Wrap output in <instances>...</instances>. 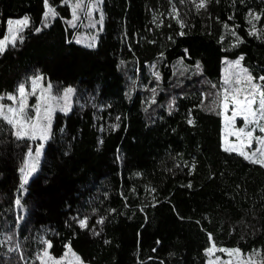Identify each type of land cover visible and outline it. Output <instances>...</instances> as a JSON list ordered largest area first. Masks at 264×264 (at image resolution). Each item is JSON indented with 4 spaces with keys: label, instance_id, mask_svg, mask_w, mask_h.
<instances>
[{
    "label": "trees",
    "instance_id": "trees-1",
    "mask_svg": "<svg viewBox=\"0 0 264 264\" xmlns=\"http://www.w3.org/2000/svg\"><path fill=\"white\" fill-rule=\"evenodd\" d=\"M49 3L58 15L43 27L44 0H0V39L9 20H30L0 54V96L36 75L76 89L23 195L30 142L0 119V264H37L45 241L53 257L69 244L85 264H206L209 233L218 248L259 250L264 264V168L223 151L222 96L208 83L241 56L264 74V0H207L199 11L193 0H101L94 49L72 39L69 7ZM181 60L199 77L178 84Z\"/></svg>",
    "mask_w": 264,
    "mask_h": 264
},
{
    "label": "snow or ice",
    "instance_id": "snow-or-ice-1",
    "mask_svg": "<svg viewBox=\"0 0 264 264\" xmlns=\"http://www.w3.org/2000/svg\"><path fill=\"white\" fill-rule=\"evenodd\" d=\"M62 4L67 5L71 9L72 19L70 21H66L70 26L75 27V21L80 19L78 15V11L85 7V0H75V3L72 0H61ZM100 0H97L99 3ZM183 2V0H181ZM196 9L199 11L201 8L206 7L207 0H193ZM44 13H43V27L49 26V20L55 19L58 15L56 9L50 5L49 0H44ZM87 14L91 15V9H87ZM250 16H253L257 21L261 19L260 15L249 13ZM231 19V17L229 18ZM99 23L103 25V14L101 13ZM183 27V23L178 21ZM249 24L252 25L253 30H255L256 25L253 24L252 20L248 21ZM30 24L29 17L25 16L22 19L17 20H9V35H5L2 39H0V54H3L6 48L11 45L12 47L16 46L17 40L23 42V36L20 35ZM12 25H17L19 27L13 29ZM95 27V24L92 25ZM227 27V25H225ZM35 31L38 33L41 31V28H36ZM255 34L254 31H250L249 35ZM183 35V33H181ZM235 35V33H233ZM238 42L239 41L238 38ZM77 43H80L77 40ZM89 47H94V43L88 45ZM235 46V45H234ZM243 60V56L239 57L235 61L228 62L230 65L239 66L241 61ZM199 66V65H197ZM240 73L243 74V80L239 77L236 80V84L241 85L243 87H234L223 88V99L219 104H216V108H219L220 111L217 112V115L222 117L223 128L221 134L222 148L223 151L229 153H235L241 156L246 161H249L253 164H258L261 167H264V124L260 123L264 121V76H260L259 78L253 77L246 68H240ZM157 80H159V73H154ZM32 82V95H35V90L38 87V81L42 80V77L37 75L35 77L30 78ZM257 79L259 83L256 82ZM225 85H230V79L224 80ZM52 85L48 84L47 88L41 91L39 96H36V104L33 106H29L27 103L29 93L26 91L25 85L22 83L17 88V94H8L7 99L13 102H17L18 97V106L11 107L4 104H0V119L9 124L13 129V135L17 139H32L36 140L39 138L41 141H46L51 132V113L53 111V107L50 104L51 100L57 99V97L51 95ZM73 89L71 87L64 89L63 99L67 103L68 98L73 93ZM153 91H155L153 89ZM47 93V95H46ZM234 93V94H232ZM243 93V98H240V94ZM231 95V99H229ZM258 97V99H257ZM4 99V97L0 96V100ZM215 104V102H214ZM231 105V107H230ZM29 107H31L32 111L35 112V115H31L28 111ZM171 108L172 105L170 104ZM7 109V111H5ZM63 111H67V108L62 109ZM215 110V108L213 109ZM231 111V115H227V113ZM119 119V117L117 118ZM238 120L243 121V126L238 127ZM189 124L194 123L192 119L188 120ZM113 127H118L115 125ZM257 131L261 135H256ZM234 136L236 138V142H230L228 137ZM255 144V147L253 145ZM43 148V143L33 149L29 146V151L24 160V166L21 167V185L23 188L25 184L28 182L29 176L37 170V165L39 164V158L41 155V151ZM259 157V158H257ZM31 159L32 163L29 162ZM26 169H28L26 171ZM20 200H16L17 206L20 205ZM98 223H102V221H98ZM79 226L83 229L87 226V220L82 219L79 221ZM209 242L211 243V247L206 248V254H211L216 251L227 253L230 256L235 253L238 255H242L241 250L239 248L228 249L217 247L213 242L212 234H208ZM46 248L42 253V256H48V249L51 248V244L48 241H45ZM65 256L68 252H72V255L76 257L77 260H80V257L76 255L75 252L72 251L69 244H65ZM255 252H259V250H254ZM41 257L38 259L41 260V264H45V261ZM49 259L54 260V264H60V261L63 259L61 257L59 260L52 258L49 256ZM221 258L219 256L216 257V260L219 261ZM82 264V262H81ZM224 264H231V261L224 262ZM248 264H255L254 261H249Z\"/></svg>",
    "mask_w": 264,
    "mask_h": 264
},
{
    "label": "rangeland",
    "instance_id": "rangeland-1",
    "mask_svg": "<svg viewBox=\"0 0 264 264\" xmlns=\"http://www.w3.org/2000/svg\"><path fill=\"white\" fill-rule=\"evenodd\" d=\"M72 2L75 3V0H72ZM100 2H101V0H100ZM100 2L97 3V0H85V7H82V9L78 11V15H79L80 19L78 21L74 22L76 30L74 31L73 38H72L76 44L84 46V47H87L89 49L96 48L97 42H98V39H99V35L103 31V25H102V30H101V25L99 23H96L97 21H99L100 15L102 13V10H101V7H100ZM89 8L91 9V15L87 14V9H89ZM69 12H70V17H69V19L67 21H70L72 19V13H71L70 7H69ZM172 13L175 15V11L174 10H172ZM93 24H95V27L92 26ZM17 27H19V26L12 25L13 29H15ZM7 35H9V36L11 35L9 33V25H8V33H7ZM77 40H79L80 43H77ZM93 43L95 45L94 47H89L88 46V45L93 44ZM235 60L236 59H234V60L224 59L223 60L224 61L223 62V66H222L221 73H220V77L218 79H210V81L208 82L211 85V87H214V89L216 91V94H219V95L222 96V99H223V88L229 87L230 88V92H231V88L243 87V84H241V85L236 84V80H237L238 77L241 80H243V74L240 73V68L241 67L245 68V67H243L241 64L239 66H235V65H230L228 63V62L235 61ZM149 72H150V75L152 77H154V79L156 80L155 84L152 87V93L154 95H157V93H158L157 82L159 80H157L156 76L154 75V73H157V72L153 68H149ZM248 72L255 78H259L260 76H264V74L261 73V72L257 73V74H253L249 70H248ZM173 74H174V77H175V81L177 83L178 82L180 83V81H182V80L185 81L187 78H189V76L187 74H190V77L193 76L194 78H198L199 74H201V73H200L199 70H197L196 67H192L191 65H188L187 63H185L184 61L181 60L180 62H178L176 64V66H175V68L173 70ZM39 76L42 77V80L38 81V87L35 90V95H32L33 89H32L31 79H29L28 81H24L23 82V84L25 85L26 91L29 93L28 99H27V103H28L29 106H33V105L36 104V102H37L36 101V96H39L41 94V91L43 89L47 88L48 84L52 85V83H50L49 80L44 78L42 75H39ZM33 77H35V76H33ZM30 78H32V77H30ZM226 78L230 79V81H231L230 85H225L224 84V80ZM256 82L259 83V80L257 79ZM20 84H22V83H20ZM180 84H182V83H180ZM18 86H17V88H18ZM17 88H16L15 93H14L16 95H18L17 94ZM67 88H69V87H67ZM71 88L74 91L70 95V97L68 98L67 103L62 98L63 95H64V89H66V88L62 89L61 91H56L54 89V87H52V89H51V93L50 94L55 96V97H57V99L50 101V104L53 107V111L51 113V130H52V125H53V121H54V118H55L56 114L60 113V114H63V115H67V114H69L71 112V110L73 108V105L75 103V92H76V89L74 87H71ZM153 89L155 91H153ZM232 94H234V93H232ZM46 95H47V93H46ZM2 97H4V99L0 100V104H4V105H7V106H11V107H17L18 106L19 97H18L17 102H13V101L8 100L6 98L7 95L2 96ZM240 98L241 99L243 98V93L240 94ZM229 99H231V95H230ZM257 99H258V97H257ZM168 106H169V104H166V107H168ZM230 107H231V105H230ZM64 108H67L68 110L65 112V111L62 110ZM5 111H7V109H5ZM28 111H29V113L31 115H33V116L35 115V112L32 111L31 107H29ZM227 115H231V111H229L227 113ZM260 123L264 124V121H261ZM237 126L238 127L243 126V121L242 120H238ZM222 128H223V121H222V117H221V134H222ZM256 135H261V134L257 131ZM50 136H51V132H50ZM50 136H49V138L46 141H41V140H39V138H37L36 140L28 139L29 142H30V146L33 149H35V147H37L41 143H43V148H42L41 155H40V158H39V164L37 165V170L29 176L28 182L37 173V171H38V169L40 167L42 156H43V151H44L46 142L50 139ZM228 140L230 142H233V143L236 142V138L234 136L228 137ZM221 145H222V141H221ZM253 147H255V144L253 145ZM257 158H259V157H257ZM29 162L32 163L31 159L29 160ZM23 166H24V164L22 165V167ZM27 170L28 169H26V171ZM28 182H27V184H28ZM27 184H25L23 188H21V187L19 188L21 195H23L25 193ZM15 211H16L17 221L19 222L25 216L26 210H25V208L23 206H21V205L17 206V204H16ZM4 237H5L4 240L6 242H7V240L12 242L13 239H14L13 229L8 231V232H6V233H4ZM9 247H10V249L14 250V245L13 244L9 245ZM46 247L47 246L45 244V247L36 254L35 259L37 260V264H41V260L38 259V257L42 256V253H43V251L45 250ZM210 247H211V245H210ZM222 248H225V247H222ZM228 249H235V248H228ZM254 250L255 249L246 250V251L241 250L242 255H238V254L233 253L231 256L229 254H227V253H222V252L216 251V252L211 253V254H206L207 255L206 264H224V262H227V261H231V264H248V262L250 260L254 261L255 264H260V260L258 258L257 252H255ZM65 252H66V249L64 250V253L62 254V256L53 257L50 254L49 249H48L49 255L48 256H42V259L45 261V264H54V260L53 259H49V256L52 257V258H55L57 260H59L61 257H63V259L60 261V264H81V262H82L81 259L77 260L76 257L72 255V252H68V254L66 256L64 255ZM76 255L79 256L77 253H76ZM217 256H219L221 258L219 261L216 260ZM82 264H85V263L82 262Z\"/></svg>",
    "mask_w": 264,
    "mask_h": 264
},
{
    "label": "crops",
    "instance_id": "crops-1",
    "mask_svg": "<svg viewBox=\"0 0 264 264\" xmlns=\"http://www.w3.org/2000/svg\"><path fill=\"white\" fill-rule=\"evenodd\" d=\"M222 147V146H221Z\"/></svg>",
    "mask_w": 264,
    "mask_h": 264
}]
</instances>
